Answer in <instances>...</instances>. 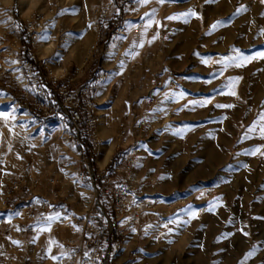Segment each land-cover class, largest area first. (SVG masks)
Returning a JSON list of instances; mask_svg holds the SVG:
<instances>
[{
	"label": "rangeland",
	"instance_id": "1",
	"mask_svg": "<svg viewBox=\"0 0 264 264\" xmlns=\"http://www.w3.org/2000/svg\"><path fill=\"white\" fill-rule=\"evenodd\" d=\"M107 1L109 0H0V35L15 31L22 40L25 34L24 21L35 12L45 14L46 21L41 26L36 49L38 56L43 62L49 63L54 75L60 76L61 70L66 68V78L75 79L72 83H66V79H62L60 84H67L70 89L87 83L97 87L93 99L102 115V122L96 132L100 142L98 151L93 149L88 154L69 137L71 131L68 122L34 115L30 97H25L22 93L23 88L28 85V79L20 70L13 69L14 77L5 75L0 79V113L7 114L0 115V264H4L5 260L9 263L12 244L18 245L16 262L23 256H32L25 264H68L60 240L80 238L83 223L89 221L86 219L88 212L93 206L95 213L99 201L106 208L108 217L98 211L100 215L95 221L103 228L110 225V220L117 228L127 226L129 220L112 212L105 195H99L98 189L86 174L90 168L103 169L111 157L130 151L137 158L136 164L133 174L124 180H131L138 192L147 194L148 185L151 186L155 179L152 174L155 168H163L164 163L167 168L177 170L185 168L186 164L191 167L196 161V153L201 151L200 144L195 142L154 140L158 139V135L150 134L148 127L142 130L134 128L129 135L131 144L121 149L115 147L120 118L128 114L130 117L139 115L146 119L155 105L167 103L169 92L179 88L183 74L196 71L193 59L184 66L173 63V49L179 43L174 39V29L179 25L178 14L181 10L184 31H193L184 34V40L191 36L192 40H201L203 28L200 20L204 3L200 0H147L146 3L141 0L140 11L156 25V29H146L140 34L128 33L117 36L114 40L115 25L108 24L107 18L98 16L100 8ZM121 10L124 13L125 8ZM170 12L176 14V19L172 18L171 22ZM103 26L110 36H107L105 46L100 40L99 55L89 57L91 46L97 42ZM21 44L24 53L26 44L24 41ZM190 55L193 56V52ZM257 59L255 64L252 61L247 67L246 61L235 66L236 73L241 72L245 76L240 84L247 95V102L253 100V72L258 65L263 67L261 62L264 61V55L257 56ZM105 70L109 74L103 81H99L100 74ZM172 81L178 82V85L174 87ZM260 83L264 85L263 81ZM235 84L238 85L239 81ZM151 99H155V102H151ZM253 130H248L246 136H253ZM243 140L241 138L235 141L236 153L255 147L256 151L264 154V144L251 143L249 146ZM154 153L161 159L153 161ZM180 153L192 156L188 161H180L177 157ZM174 156L177 159H170ZM197 161L200 163V157ZM82 173L85 174V179L80 178ZM18 175L26 178V184L19 190H12V180ZM116 179L119 177L116 176ZM35 180H39V183L35 184ZM33 190L37 192L36 195L28 200L22 198L23 191ZM45 200L51 204L50 212L44 216L35 210L44 220L37 218L32 229L25 228L28 218L21 213L20 207L25 204L35 206L37 201ZM63 206L69 209L71 216L79 219L74 229L58 223ZM148 212L152 211L142 214ZM56 224L59 225L58 232L53 230V225ZM171 230L172 227L165 226V223L150 224L146 220H138L133 228L128 229L123 243L113 246L110 264L194 262L192 250L180 248ZM110 243L111 235L105 231V253ZM133 252H137V259ZM257 260V263L264 264V254Z\"/></svg>",
	"mask_w": 264,
	"mask_h": 264
},
{
	"label": "crops",
	"instance_id": "2",
	"mask_svg": "<svg viewBox=\"0 0 264 264\" xmlns=\"http://www.w3.org/2000/svg\"><path fill=\"white\" fill-rule=\"evenodd\" d=\"M200 1L204 3L202 39L184 40L193 31H184L180 10L174 29L179 43L172 53L177 65L193 59L196 71L183 74L167 103L153 107L146 128L158 135L154 140L195 142L201 151L191 167L186 164L177 170L164 163L152 171L155 179L147 194L158 196L161 205L139 220L151 224L163 218L179 247L192 250L195 261L190 264H259L257 258L264 254V154L255 147L236 153L234 144L241 138L249 146L264 144V85L260 83L264 82V61L253 72L252 102L245 99L240 84L245 76L236 73L235 66L245 61L246 67L252 61L255 64L264 50V0ZM174 15L169 13L173 20ZM107 33L103 26L99 38L103 46L110 36ZM251 128L253 136H246ZM155 155L153 161L161 159ZM191 156L177 155L180 161ZM113 157L105 158V167ZM33 192L23 191L21 196L28 200L36 195ZM29 257L23 256L16 264L27 263ZM4 264L11 263L5 260Z\"/></svg>",
	"mask_w": 264,
	"mask_h": 264
},
{
	"label": "built area",
	"instance_id": "3",
	"mask_svg": "<svg viewBox=\"0 0 264 264\" xmlns=\"http://www.w3.org/2000/svg\"><path fill=\"white\" fill-rule=\"evenodd\" d=\"M140 3L141 0H109L100 8L99 18L105 17L108 24L115 25L114 40L117 36L128 33L140 34L146 29L148 31L156 29V25L151 23L140 11ZM121 8H125V14L122 13ZM120 17L121 22L118 23L116 20ZM45 21L46 16L43 12H35L24 21L26 36L24 53H22V40L19 33L10 31L0 35V79L5 75L14 77L13 69L20 70L28 79V85L23 88L22 93L25 97H30L33 110L43 119H59L62 123L68 122L71 131L69 137L73 138L78 146L84 150L87 143H90L93 149L98 151L100 142L96 132L102 122V115L93 99L97 87L87 83L81 87L75 86V89H70L67 84H60L62 79H66V83H72L75 79L66 78V68L61 70L60 76L54 75L49 63L43 62L42 58L38 56L36 49L39 45L41 26ZM99 38L100 34L97 42L91 46L89 57L99 55ZM108 74V70L102 72L99 81H103ZM172 85L176 87L178 82L172 81ZM151 102H155V99H151ZM147 125V120L144 117L139 115L130 117L125 114L118 123L115 148L121 149L129 146L131 144L129 140L131 131L134 128L142 130ZM136 159L132 152H122L110 160L108 165L110 169L107 166L103 169L93 167L87 171L86 174L95 188L98 189L99 195H105L111 211L120 218H127L129 222L126 227L117 228L110 220V225L103 228L98 221H95L100 215L98 211L108 217L106 208L99 201L95 213H93V206L88 212L86 219L89 221L83 223L81 237L60 240L68 264H110L113 246L123 243L128 229L133 228L141 214L146 211H156L160 207L161 199L158 196L138 192L131 180H124L133 174ZM116 176L119 179H116ZM80 178L85 179V174L82 173ZM26 181L24 176H16L12 180L11 189L19 190L25 186ZM37 183L39 180H35V184ZM50 208L51 204L46 200L37 201L35 206L33 204L22 205L20 211L28 218V224L25 228L32 229L31 226L37 218L44 220L43 217L38 216L35 210L47 216ZM58 223L74 229V226L78 225L79 219L71 216L69 209L63 206L60 209ZM80 223L82 224V222ZM158 223H163V218H160ZM53 230L58 232L59 225H53ZM105 231L111 235V243L106 253L103 248ZM17 249L18 245L12 244L8 256V262L11 264H16ZM42 250L45 251L44 248ZM133 256L137 259V252H133ZM26 260L27 258L24 261Z\"/></svg>",
	"mask_w": 264,
	"mask_h": 264
},
{
	"label": "trees",
	"instance_id": "4",
	"mask_svg": "<svg viewBox=\"0 0 264 264\" xmlns=\"http://www.w3.org/2000/svg\"><path fill=\"white\" fill-rule=\"evenodd\" d=\"M16 11H17V8H16ZM22 41L26 42V36H25V34H24V36H23V38H22ZM33 113H34V115L37 114L36 116L39 115L35 110H33ZM84 140H86V139H84ZM85 143H87V142H85ZM81 149H82V148H81ZM82 150H83V149H82ZM84 150L89 154L90 152L93 151V147L91 146L90 143H87L86 148H85Z\"/></svg>",
	"mask_w": 264,
	"mask_h": 264
},
{
	"label": "snow or ice",
	"instance_id": "5",
	"mask_svg": "<svg viewBox=\"0 0 264 264\" xmlns=\"http://www.w3.org/2000/svg\"><path fill=\"white\" fill-rule=\"evenodd\" d=\"M142 2H147V0H142ZM170 19L171 18H175V17H169ZM155 38V37H154ZM260 55H264V53H261ZM232 105H228V107H231ZM0 115H7L6 113H0ZM262 118H264V117H262ZM262 135H264V133H262ZM17 243H19L18 241H17Z\"/></svg>",
	"mask_w": 264,
	"mask_h": 264
},
{
	"label": "bare ground",
	"instance_id": "6",
	"mask_svg": "<svg viewBox=\"0 0 264 264\" xmlns=\"http://www.w3.org/2000/svg\"><path fill=\"white\" fill-rule=\"evenodd\" d=\"M98 37H99V35H98ZM45 44H46V43H45ZM43 46H44V45H43ZM49 46H51V45H49ZM104 125H105V124H104ZM102 127L104 128V126H103V125H102ZM102 130H103V129H102ZM108 155H109V154H108ZM108 155H107V156H108Z\"/></svg>",
	"mask_w": 264,
	"mask_h": 264
}]
</instances>
